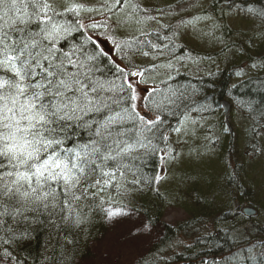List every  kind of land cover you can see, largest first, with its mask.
<instances>
[{
  "label": "snow or ice",
  "instance_id": "6c2138e0",
  "mask_svg": "<svg viewBox=\"0 0 264 264\" xmlns=\"http://www.w3.org/2000/svg\"><path fill=\"white\" fill-rule=\"evenodd\" d=\"M222 64L264 88V0H0V264H104L97 220L132 225L128 264H173L193 237L143 206L182 196L205 210L181 219L199 264H264V215L239 203L251 185L264 208V101L234 99L226 160L196 83Z\"/></svg>",
  "mask_w": 264,
  "mask_h": 264
},
{
  "label": "trees",
  "instance_id": "16d2710c",
  "mask_svg": "<svg viewBox=\"0 0 264 264\" xmlns=\"http://www.w3.org/2000/svg\"><path fill=\"white\" fill-rule=\"evenodd\" d=\"M239 62V61H238ZM234 69L231 65L222 64L220 67V72L217 76L209 79L208 77H204L203 81L196 82L198 87H201L205 90L208 96V103L213 104L215 108L216 114L219 112L217 108L222 107V103L226 100L230 105L235 109L236 107L233 103L234 99L241 98L244 100H255L258 105L261 101H264V88L260 85V82L256 79L247 82H241L234 75ZM190 76V73H184L181 77L178 78L180 84L187 85L189 80L186 78ZM195 82V81H193ZM233 83H238V87L232 88ZM231 91V95L229 92ZM222 101V102H221ZM222 115H226L223 110ZM227 124V123H224ZM219 124H217L218 126ZM220 126V125H219ZM218 126V127H219ZM229 138V137H228ZM228 141V143H227ZM232 139L226 140V147L224 146V151H229L233 149L234 144ZM225 152H223L224 155ZM195 193H192L194 196ZM249 194V190L247 191ZM183 197V196H182ZM188 202H179L178 204H183V208L185 212L189 215L201 213L205 211L197 206V202L192 198H187ZM243 201H249L248 196H244L239 202L240 205L244 204ZM251 202H249L250 204ZM176 204V205H178ZM252 205V204H250ZM168 209L167 206H157V204L152 203L150 201H145L143 206L144 214L151 217L152 221L157 223V227L160 230H163L164 237L168 239H174L183 232L185 235L193 237V250L192 251H182L180 254L173 257V264H199L198 257L204 251V248L201 244L196 243L194 236L195 233H192L189 229L188 225H185L179 222L176 225H167L162 223V219L164 218L165 212ZM109 226L100 220H97L93 229V236L98 240H100L104 234L107 233ZM92 250L90 249L87 252V259L91 257Z\"/></svg>",
  "mask_w": 264,
  "mask_h": 264
},
{
  "label": "rangeland",
  "instance_id": "374dc122",
  "mask_svg": "<svg viewBox=\"0 0 264 264\" xmlns=\"http://www.w3.org/2000/svg\"><path fill=\"white\" fill-rule=\"evenodd\" d=\"M104 46L106 48L111 47L110 44L105 42ZM229 101V100H226ZM222 102V101H221ZM219 111L213 119L216 121L217 124L221 125L224 123H229L232 126V133L229 135L228 140L232 139L234 147L232 150H230L228 153L227 151H224V158L227 160L229 155L235 152V156L233 157L237 161L244 159L243 157V149L241 144L239 143L238 137L242 134V129L239 121V114L238 112H235L234 108L230 106L228 117L226 118V115H222L223 108H217ZM226 114V113H225ZM218 125V126H219ZM217 126V127H218ZM228 143V141H227ZM224 146L226 147V141L224 142ZM249 190V194H247V191ZM248 196L249 201H243L244 204L241 206H250V204L254 205L257 209L260 210L261 215H264V208H261V202H260V194L255 186H249L245 190V195ZM180 202H188L187 197H181ZM249 202H251L249 204ZM240 203V202H239ZM187 214L183 208V204L175 205L173 208H168L165 212L164 218L162 219V223L167 225H176L179 222H181L182 217ZM176 220V224L172 223H165L166 221ZM131 224H127L121 227H118L116 229L108 228V231L106 234L103 235V237L98 240L97 246L95 248H91L92 255L89 257L88 260L92 261H103L104 264H128V262L131 260L132 256L131 254L126 250L128 246L124 245L122 242H118L119 239V233L125 230L128 227H131ZM157 231H160V228L157 227Z\"/></svg>",
  "mask_w": 264,
  "mask_h": 264
},
{
  "label": "water",
  "instance_id": "95a60500",
  "mask_svg": "<svg viewBox=\"0 0 264 264\" xmlns=\"http://www.w3.org/2000/svg\"><path fill=\"white\" fill-rule=\"evenodd\" d=\"M223 105H224V109H225V113H226V118H227L228 117V114H229L230 104L228 102H224ZM227 124H229V123L227 122Z\"/></svg>",
  "mask_w": 264,
  "mask_h": 264
}]
</instances>
